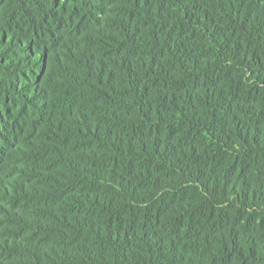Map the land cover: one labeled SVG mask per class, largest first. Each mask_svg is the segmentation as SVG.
<instances>
[{"label": "trees", "instance_id": "1", "mask_svg": "<svg viewBox=\"0 0 264 264\" xmlns=\"http://www.w3.org/2000/svg\"><path fill=\"white\" fill-rule=\"evenodd\" d=\"M0 264H264V0H0Z\"/></svg>", "mask_w": 264, "mask_h": 264}]
</instances>
